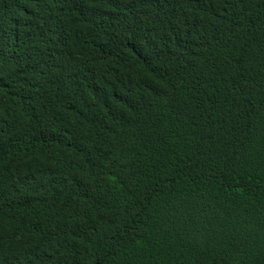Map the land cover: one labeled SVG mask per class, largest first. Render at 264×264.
Segmentation results:
<instances>
[{
	"label": "trees",
	"instance_id": "16d2710c",
	"mask_svg": "<svg viewBox=\"0 0 264 264\" xmlns=\"http://www.w3.org/2000/svg\"><path fill=\"white\" fill-rule=\"evenodd\" d=\"M0 264H264V0H0Z\"/></svg>",
	"mask_w": 264,
	"mask_h": 264
}]
</instances>
